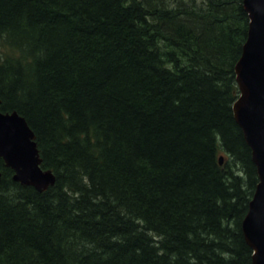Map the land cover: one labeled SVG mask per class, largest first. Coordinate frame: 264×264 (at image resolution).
<instances>
[{"label": "trees", "instance_id": "1", "mask_svg": "<svg viewBox=\"0 0 264 264\" xmlns=\"http://www.w3.org/2000/svg\"><path fill=\"white\" fill-rule=\"evenodd\" d=\"M177 1L0 0V110L56 176L39 191L0 159V264H253L249 14Z\"/></svg>", "mask_w": 264, "mask_h": 264}, {"label": "water", "instance_id": "2", "mask_svg": "<svg viewBox=\"0 0 264 264\" xmlns=\"http://www.w3.org/2000/svg\"><path fill=\"white\" fill-rule=\"evenodd\" d=\"M250 24L243 53L235 71L239 97L233 105L235 118L252 149L259 182L243 221V231L253 248V264H264V0H244ZM1 104V100H0ZM37 136L17 111L0 110V158L14 170V180L46 191L56 182L43 159ZM223 163V156H221ZM2 173L0 170V181Z\"/></svg>", "mask_w": 264, "mask_h": 264}, {"label": "rangeland", "instance_id": "3", "mask_svg": "<svg viewBox=\"0 0 264 264\" xmlns=\"http://www.w3.org/2000/svg\"><path fill=\"white\" fill-rule=\"evenodd\" d=\"M169 3H171V5L173 6H181V2L177 1V0H168ZM190 1V0H188ZM201 2V0H197V4H199Z\"/></svg>", "mask_w": 264, "mask_h": 264}]
</instances>
